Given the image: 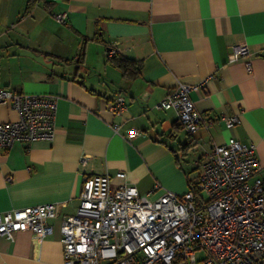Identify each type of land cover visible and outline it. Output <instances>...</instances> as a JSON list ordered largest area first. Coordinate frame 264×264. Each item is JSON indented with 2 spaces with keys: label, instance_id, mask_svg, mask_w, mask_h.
Masks as SVG:
<instances>
[{
  "label": "crops",
  "instance_id": "1",
  "mask_svg": "<svg viewBox=\"0 0 264 264\" xmlns=\"http://www.w3.org/2000/svg\"><path fill=\"white\" fill-rule=\"evenodd\" d=\"M27 2L0 0V86L56 96L55 133L0 151V212L53 202L57 216L50 235H0V264H63L60 224L76 213L85 175L108 174L141 194L156 184L183 193L201 155L235 137L254 144L264 177V0H37L26 11ZM62 12L65 23L54 17ZM243 43L249 54L229 61ZM110 49L140 62L139 74L125 78ZM91 50L98 61L89 65ZM179 81L215 120L192 135L175 127L174 109L154 107ZM118 95L126 108L113 114ZM231 114L240 122L227 128L219 118ZM17 118L0 105L1 122Z\"/></svg>",
  "mask_w": 264,
  "mask_h": 264
},
{
  "label": "built area",
  "instance_id": "2",
  "mask_svg": "<svg viewBox=\"0 0 264 264\" xmlns=\"http://www.w3.org/2000/svg\"><path fill=\"white\" fill-rule=\"evenodd\" d=\"M54 17L65 23L67 16L62 12ZM108 52L115 54L113 49ZM248 54V46L238 44L229 61ZM245 65L251 71V62ZM192 87L179 81L154 106L174 109L190 135L215 121L196 108L190 97ZM56 100L54 95L0 86V105L18 112L17 119L0 121V151L21 141H50ZM125 108L122 95L109 105L113 114ZM219 119L227 128L240 122L237 114ZM112 126L118 132V124ZM137 133L131 129L129 136ZM85 161L82 156L81 164ZM196 165L197 178L183 193L156 184L141 194L132 184L114 186L108 174L85 175L76 213L60 224L63 264H264V177L259 174L254 144L230 137L205 151ZM116 175L125 177L124 172ZM56 216L53 202L0 212V235L10 239L18 231L50 235Z\"/></svg>",
  "mask_w": 264,
  "mask_h": 264
},
{
  "label": "trees",
  "instance_id": "3",
  "mask_svg": "<svg viewBox=\"0 0 264 264\" xmlns=\"http://www.w3.org/2000/svg\"><path fill=\"white\" fill-rule=\"evenodd\" d=\"M36 1L37 0H28L27 6H26V11H29L34 6ZM108 59H109V62L113 66H115L121 70L123 76L127 79H131V78L136 77L140 72V68H141L140 62L126 58L117 52H115V54H113V55H110ZM176 126L182 127L178 121H177V124L175 123V127ZM192 146H193V140L184 144V148H186V149H189Z\"/></svg>",
  "mask_w": 264,
  "mask_h": 264
},
{
  "label": "rangeland",
  "instance_id": "4",
  "mask_svg": "<svg viewBox=\"0 0 264 264\" xmlns=\"http://www.w3.org/2000/svg\"><path fill=\"white\" fill-rule=\"evenodd\" d=\"M90 60H89V62H87L89 65L91 64V63H96L97 61H98V58H97V55L91 50V52H90ZM182 135H184V132H182ZM197 156V151L196 150H194V151H191L190 152V154H189V156H188V158L189 159H192V158H194V157H196ZM194 172H190V177H193L194 176ZM201 254H198L197 256H200Z\"/></svg>",
  "mask_w": 264,
  "mask_h": 264
}]
</instances>
